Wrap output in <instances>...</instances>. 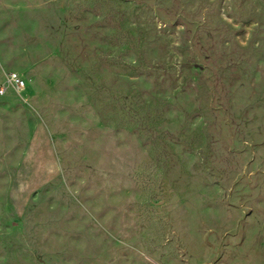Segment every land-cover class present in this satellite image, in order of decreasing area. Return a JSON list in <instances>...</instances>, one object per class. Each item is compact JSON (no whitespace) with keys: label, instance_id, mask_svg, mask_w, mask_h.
<instances>
[{"label":"rangeland","instance_id":"obj_1","mask_svg":"<svg viewBox=\"0 0 264 264\" xmlns=\"http://www.w3.org/2000/svg\"><path fill=\"white\" fill-rule=\"evenodd\" d=\"M0 264H264V0H0Z\"/></svg>","mask_w":264,"mask_h":264},{"label":"built area","instance_id":"obj_2","mask_svg":"<svg viewBox=\"0 0 264 264\" xmlns=\"http://www.w3.org/2000/svg\"><path fill=\"white\" fill-rule=\"evenodd\" d=\"M6 80L7 84L0 86V94H4L8 86H12L17 90L25 85L24 79L16 72L6 74Z\"/></svg>","mask_w":264,"mask_h":264},{"label":"trees","instance_id":"obj_3","mask_svg":"<svg viewBox=\"0 0 264 264\" xmlns=\"http://www.w3.org/2000/svg\"><path fill=\"white\" fill-rule=\"evenodd\" d=\"M1 95H3V94H1Z\"/></svg>","mask_w":264,"mask_h":264}]
</instances>
